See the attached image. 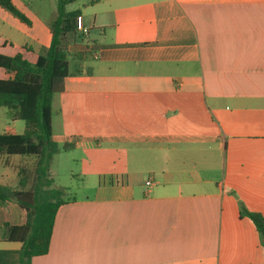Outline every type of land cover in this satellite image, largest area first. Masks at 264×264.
<instances>
[{
  "label": "crops",
  "instance_id": "1",
  "mask_svg": "<svg viewBox=\"0 0 264 264\" xmlns=\"http://www.w3.org/2000/svg\"><path fill=\"white\" fill-rule=\"evenodd\" d=\"M12 6L28 24L0 7V55L35 64L50 46L57 0ZM65 10L88 36L68 46L82 54L81 74L53 96L51 138L103 154L97 175L110 180L67 196L53 157L51 189L66 204L48 253L30 264H264L239 213L264 220V0H77ZM17 122L0 107V134H18ZM71 161L79 177L91 164ZM4 167L0 185L17 189V171ZM24 223L15 202L3 203L0 264H20L21 244L6 235Z\"/></svg>",
  "mask_w": 264,
  "mask_h": 264
},
{
  "label": "trees",
  "instance_id": "2",
  "mask_svg": "<svg viewBox=\"0 0 264 264\" xmlns=\"http://www.w3.org/2000/svg\"><path fill=\"white\" fill-rule=\"evenodd\" d=\"M76 1L57 0L56 18L50 26V46L35 64L20 56L0 55V68L5 74V79L0 80V107L8 111L10 122L22 121L25 125L22 135L11 129L0 134V157L34 160L30 170L17 167V189L0 185V207L12 201L25 212V223L9 227L6 235L7 241L21 244L20 264H30L32 258L48 253L56 212L66 204L63 192L51 189L50 164L56 154L72 150L79 138L61 147L52 141L51 104L53 96L64 91V80L81 74L76 61L82 54L76 56L73 70L68 57V46L78 34L75 29L78 13H68L65 7ZM0 7L28 24L14 9L12 0H0ZM239 213L252 222L264 248L263 217L245 209Z\"/></svg>",
  "mask_w": 264,
  "mask_h": 264
},
{
  "label": "rangeland",
  "instance_id": "3",
  "mask_svg": "<svg viewBox=\"0 0 264 264\" xmlns=\"http://www.w3.org/2000/svg\"><path fill=\"white\" fill-rule=\"evenodd\" d=\"M72 44V42L70 43ZM78 54L76 51H73L68 54L70 63L72 64L76 61V56ZM24 122L18 121L16 131L18 135H22L24 131ZM53 134L58 133L57 119L53 116V125H52ZM87 156L91 160V164L84 163L82 166V171H85L84 176H77L79 174V167L81 164L76 166L72 163V157H82ZM97 155L103 156L97 150L92 151H76V152H60L52 162V169L57 176L54 178V183L56 188H62L66 192L67 196H71L70 192L68 193L67 189L76 190L81 188L82 185L85 188V194H90L91 188H93L98 183L108 182L110 180L109 176H98L97 175ZM99 157V156H98ZM8 166L10 169H7L8 172L12 174V171H17V167L22 166L26 170H30L34 165V160L32 158L22 157H0V172L4 170V166ZM76 175V176H75ZM18 176V175H17ZM13 178V177H12ZM16 179V178H14ZM19 179V178H18ZM65 194V196H66ZM81 194H76V197H79ZM63 197V196H62Z\"/></svg>",
  "mask_w": 264,
  "mask_h": 264
},
{
  "label": "built area",
  "instance_id": "4",
  "mask_svg": "<svg viewBox=\"0 0 264 264\" xmlns=\"http://www.w3.org/2000/svg\"><path fill=\"white\" fill-rule=\"evenodd\" d=\"M75 29L76 32L82 37L88 36V29L83 26L82 19L80 16H77L75 19Z\"/></svg>",
  "mask_w": 264,
  "mask_h": 264
}]
</instances>
